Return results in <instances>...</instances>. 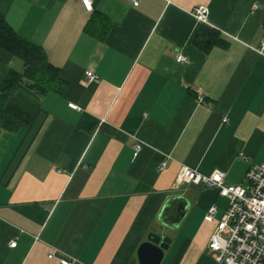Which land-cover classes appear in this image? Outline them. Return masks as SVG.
I'll list each match as a JSON object with an SVG mask.
<instances>
[{"label":"crops","instance_id":"crops-1","mask_svg":"<svg viewBox=\"0 0 264 264\" xmlns=\"http://www.w3.org/2000/svg\"><path fill=\"white\" fill-rule=\"evenodd\" d=\"M0 13L60 79L43 95L0 90V116L18 122L0 125V264H139L150 231L171 238L159 264H214L204 214L227 199L176 177L218 169L241 184L264 161V0H0ZM97 17L102 39L85 30ZM21 68L0 49V85ZM170 196L183 199L165 228Z\"/></svg>","mask_w":264,"mask_h":264},{"label":"built area","instance_id":"built-area-1","mask_svg":"<svg viewBox=\"0 0 264 264\" xmlns=\"http://www.w3.org/2000/svg\"><path fill=\"white\" fill-rule=\"evenodd\" d=\"M133 5L138 0H131ZM86 10H92L93 0H80ZM197 19L205 21L208 16V9L199 6L195 9ZM264 52V40L259 48ZM176 61L187 62L183 54L176 55ZM88 81H95L98 76L92 72H86ZM199 102L204 97L199 94ZM69 107L78 110L74 103H68ZM224 122L226 118L222 119ZM143 144L139 141L133 145V154L137 155ZM166 166V160L159 164V168ZM225 172L215 169L210 174H201L196 170L182 166L177 174L178 184L187 183L201 185L208 188H216L219 195L227 199V205L218 215L215 205L206 209L204 220L214 222L215 227L210 234L207 247L211 253L214 264H264V161L259 164H251L241 184H228L224 181ZM16 243L15 238L10 246ZM52 257L53 254H48ZM75 260L64 256L59 259L58 264H75Z\"/></svg>","mask_w":264,"mask_h":264},{"label":"trees","instance_id":"trees-1","mask_svg":"<svg viewBox=\"0 0 264 264\" xmlns=\"http://www.w3.org/2000/svg\"><path fill=\"white\" fill-rule=\"evenodd\" d=\"M109 21L104 17H97L89 21L85 30L93 35L101 37L106 34ZM0 49L7 52L11 57L21 61L20 71L10 69L3 79L0 90L10 94L18 85L43 95L57 90L60 86L59 68L53 66L47 59L44 50L30 41L19 36L7 23L0 13ZM18 122L7 114H1L0 125L14 128Z\"/></svg>","mask_w":264,"mask_h":264},{"label":"water","instance_id":"water-1","mask_svg":"<svg viewBox=\"0 0 264 264\" xmlns=\"http://www.w3.org/2000/svg\"><path fill=\"white\" fill-rule=\"evenodd\" d=\"M182 199V196H170L166 199L157 216L159 223L163 227L170 228L165 214L169 210L174 209ZM178 209H182L181 206ZM183 213L181 210V213L178 214L180 216L178 221L181 219ZM170 242L171 238L163 234V232H148L145 241L139 245L137 250L139 264H159L163 257V252L168 248Z\"/></svg>","mask_w":264,"mask_h":264},{"label":"snow or ice","instance_id":"snow-or-ice-1","mask_svg":"<svg viewBox=\"0 0 264 264\" xmlns=\"http://www.w3.org/2000/svg\"><path fill=\"white\" fill-rule=\"evenodd\" d=\"M85 2L87 3V0H85Z\"/></svg>","mask_w":264,"mask_h":264}]
</instances>
